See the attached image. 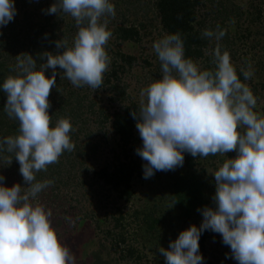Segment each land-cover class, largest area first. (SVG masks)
<instances>
[{"label":"clouds","instance_id":"1","mask_svg":"<svg viewBox=\"0 0 264 264\" xmlns=\"http://www.w3.org/2000/svg\"><path fill=\"white\" fill-rule=\"evenodd\" d=\"M46 13L70 15L78 32L71 47L60 39L55 47L62 51L44 52L39 69L31 54L17 56L18 74L0 83L6 94L4 111L19 121V134L0 138V156L14 154L28 185L27 190L19 183L7 187L0 174V264H76L58 239L51 210L32 203L54 183L37 182L36 173L75 149L68 119L51 126L48 97L58 69L75 87L102 88L111 63L105 50L112 37L106 18H114L116 11L111 0H55ZM16 14L15 0H0V29ZM202 35L219 42L226 31L218 27ZM152 47L162 76L142 90L139 112H131L142 141L136 154L145 161L143 178L183 167L185 153L197 158L236 152L211 174L214 206L198 209L199 227L190 225L167 249L159 247L165 264H204L199 239L205 231L221 236L230 248L226 258L237 264H264V117L254 111L256 97L219 43L211 53L214 70H202L185 57L179 33L165 35ZM48 69L51 76L45 75ZM241 72L245 80L254 75L251 66Z\"/></svg>","mask_w":264,"mask_h":264},{"label":"rangeland","instance_id":"2","mask_svg":"<svg viewBox=\"0 0 264 264\" xmlns=\"http://www.w3.org/2000/svg\"><path fill=\"white\" fill-rule=\"evenodd\" d=\"M114 1L111 0L113 4ZM201 1L198 20L204 21L203 30L216 31L219 27L226 31V35L219 42L214 39L209 40L205 57L211 59L210 66L214 67L211 53L217 43L222 52L227 51L230 54L237 73L241 74V82L251 89L257 99L254 111L264 117V73L262 71L264 3L262 0ZM153 2L154 0H119L115 17L106 18L110 28L119 24L121 20H128L129 23L136 25L142 24L144 26L142 32L145 36H142L139 43L120 45L123 52L133 55L136 60L132 66L126 68L125 73L120 75V88L125 100L110 102V95L105 92L98 94L93 90L91 96L94 98L93 101L96 98V113L101 105H106L108 111H111L119 107L121 101L123 103L134 101L140 106L141 100L144 99L141 96L142 90L153 80L161 78V64L152 46L166 34L161 28ZM115 9H117L116 6ZM113 44L115 48V42ZM205 65L203 59L198 62L202 70L205 69ZM249 66L254 75L251 79L245 80L241 69L248 70ZM99 99H102V104ZM81 125V128L78 125L79 128H74L70 133L75 149L71 152L66 151L59 158L60 166L55 172V177L50 178L54 183L38 194L37 199L32 203L41 204L51 210V223L58 239L71 250L76 264H91L90 258L86 255L93 250L97 251L99 241L102 243L100 246L103 251L102 257L116 259L117 264H165V259L158 249L159 247L167 249L169 242L177 238L182 221L180 211L169 201L165 190L168 183L172 181V177L184 171V167L174 171H158L150 179L137 181L131 202L117 201L108 187L92 178V171L112 162L110 147L114 137L110 124H105L103 116L95 114L87 115ZM85 138L92 144L98 145L95 152L91 147L84 149V153L78 150L80 140ZM235 156L236 152H229L226 155L218 154L214 163L206 161L202 165L204 170L201 175L206 183L204 198L208 202V207L214 206L212 197L215 193V184L211 174L228 157ZM5 167V160L0 159V174H6ZM13 180L7 184L4 183L5 186L11 187L19 183L23 189L27 190L28 185H24V182L21 183L19 179ZM144 211L152 212L153 220L157 219L161 223L149 228L150 224H147L149 218L147 222L143 221ZM120 215L122 220L116 224L115 219ZM201 221L202 215L197 210L187 224L199 227ZM98 225L101 229H97ZM120 234L125 237V244L116 243L114 236ZM128 248L134 250L131 260L123 258L124 254L120 252ZM206 252L213 264H237L234 259L226 258V254L230 257V248L222 243V238L217 233L209 231Z\"/></svg>","mask_w":264,"mask_h":264},{"label":"trees","instance_id":"3","mask_svg":"<svg viewBox=\"0 0 264 264\" xmlns=\"http://www.w3.org/2000/svg\"><path fill=\"white\" fill-rule=\"evenodd\" d=\"M15 1L17 14L14 20L0 29V83H3L7 77L18 74L14 70L17 56H23L25 53L31 54L37 60V69H39L40 65L45 62L40 59L44 52L56 54L62 51V49L55 47V42L60 39L66 40L68 46L71 47L78 32L75 20L70 15L60 13L57 16L46 13V10L55 0ZM262 2L264 3V0ZM201 4V0H154L153 8L166 35L175 33L181 35L185 47V57L192 59L197 64L203 59L206 64L204 70H214L215 65L214 67L210 66L211 59L205 57L209 39L202 35L204 21L198 20V10ZM114 5L117 7L115 10H118L119 0H115ZM222 6L224 7L223 4ZM108 29L112 32V39L105 46V50L111 59V63L108 71L104 73L102 88L95 90V92L98 94L105 92L110 95V102H116L125 100L120 88V75L125 73L126 68L132 66L136 61L133 55L123 52L120 45L122 43H139L145 33L142 32L144 30L142 24L136 25L129 23L128 20H121L119 24H115L112 28L109 26ZM262 35L264 36V34ZM113 42H115V48H113ZM262 52L264 54V47ZM262 71L264 73V62H262ZM51 74V69L45 71L46 76H51ZM237 74L241 80V74ZM92 92L93 89L89 86H73L63 71L58 69L56 87L51 90L48 97L51 104L49 109L51 126H54L60 119H68L73 129L79 128L78 125L81 128V124L84 123L87 115L98 114L103 116L104 123L110 124L114 137L110 147L112 162L92 171V178L108 187L114 193L117 201L122 200L125 203H130L135 193L136 182L144 179L142 165L145 161L136 154V149L141 146L142 141L136 128V120L131 115L132 111L138 113L140 106L134 101L126 103L121 101L120 106L111 111H108L106 105H101L96 113V98L93 101ZM101 101L102 99H99L100 104H102ZM5 103L6 94L0 91V138L19 134V121L7 116L4 111ZM97 146L85 138L80 140L78 150L84 153V149L91 147L95 152ZM184 155V171L174 175L165 190V195L169 201L180 211L181 231L190 226L187 221L196 214L198 209L208 205L204 198L206 183L201 175L204 170L202 165L206 161L214 163L218 154L197 158L187 153ZM11 158L12 163L9 165ZM0 159L5 160V168H7L6 174L8 175H3L5 184L13 179V181L19 179L21 183L24 182L19 172V163L13 153L5 152L0 156ZM60 163L59 159L57 163L49 165L46 171L36 173V181L42 182L50 180V178L53 179ZM161 196L164 198L163 194ZM144 212L143 221L147 222L149 218V223H147L150 224L149 228H152L154 224L161 223L157 219L153 220L152 212ZM121 220L122 216L120 215L119 218L115 219L116 224H119ZM97 227L99 229L101 226L98 225ZM114 237L117 244H125L126 239L122 234ZM208 237L209 231L203 232L199 239V249L204 257V264H213L206 252ZM101 244L99 241L97 251L93 250L86 255L90 258L91 264H117L118 260L116 259L102 257ZM120 252L124 254L122 255L123 258L131 260L134 250L128 248L127 250L122 249Z\"/></svg>","mask_w":264,"mask_h":264}]
</instances>
